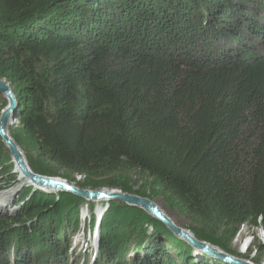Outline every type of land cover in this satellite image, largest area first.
Masks as SVG:
<instances>
[{
    "label": "trees",
    "instance_id": "1",
    "mask_svg": "<svg viewBox=\"0 0 264 264\" xmlns=\"http://www.w3.org/2000/svg\"><path fill=\"white\" fill-rule=\"evenodd\" d=\"M0 78L34 172L161 195L229 252L242 224L264 229V0H0ZM61 195L0 215V264H229L118 200L96 223L85 201L98 248L77 252L84 201Z\"/></svg>",
    "mask_w": 264,
    "mask_h": 264
},
{
    "label": "water",
    "instance_id": "2",
    "mask_svg": "<svg viewBox=\"0 0 264 264\" xmlns=\"http://www.w3.org/2000/svg\"><path fill=\"white\" fill-rule=\"evenodd\" d=\"M0 94L6 100V105L0 111V140L8 149L11 158L15 162V165L19 168L21 173L29 179L30 184L34 188L45 191L51 190L72 193L75 196L92 202L117 199L129 206L141 208L147 214L158 219L176 237L190 244L195 254H206L229 264H255L251 260L239 258L218 248L215 245L198 239L185 228L176 225L154 202L146 197L123 192L118 189H105L97 191L82 189L69 184L67 181L61 178L46 176L34 172L28 165L22 150L18 147L10 135V127L14 121V114L15 110L17 109L18 102L12 91V88L4 78H0ZM6 215L9 216L10 214Z\"/></svg>",
    "mask_w": 264,
    "mask_h": 264
},
{
    "label": "rangeland",
    "instance_id": "3",
    "mask_svg": "<svg viewBox=\"0 0 264 264\" xmlns=\"http://www.w3.org/2000/svg\"><path fill=\"white\" fill-rule=\"evenodd\" d=\"M4 1H9V2L13 3V0H1L2 3ZM10 135H11V132H10ZM11 137H12V135H11ZM6 150L8 152V156L4 159V161L2 162V165L0 166V192H3L4 190H7V189L11 190L14 187H16L17 185L21 186V187L11 196V198L13 197V199L10 202V205H16L15 208L12 209L11 211H7V209H5L3 212H0V215H6V214L12 215V214H14L17 210H19V208L23 205V203H25V201H27V199L30 198V195L32 196V195L37 194V193H44L47 195H52L55 197V202H57L58 199L62 197L61 193H63V192L45 191V190H41L38 188H34L30 183L23 184V182L21 180H19L17 172L13 170L14 165H12L10 163V160H11L10 153H9L7 148H6ZM22 152H23V150H22ZM23 154H24V152H23ZM24 156H25V154H24ZM25 158H26V156H25ZM42 175H44V174H42ZM56 177L61 178L65 181H67L69 184H72V185H74L78 188H82V189H88V190H94V191H97L100 189H106V190L118 189V188H114V187L113 188L106 187L103 185L97 186V187H92L94 185L102 183L103 178H93V179L87 180L84 176H74V178L71 181H69L66 178H64L63 175H58ZM133 179L134 180L138 179L139 185L143 184V180H141L140 178H133ZM84 183L86 184V186L87 185H89V186L81 187V185H84ZM118 190H120V189H118ZM148 191H150V190H148ZM68 194H72V193H68ZM153 196H154L153 198H149V197H146V198H148L152 202H154L163 211V213L166 214L176 225H178L182 228H185L191 234L195 235L188 228L189 221L184 216L177 215L174 211L169 209L166 206L165 200L161 195L154 194ZM82 200L84 201V204L80 205V207L78 208V211H80L81 215L83 216L82 219H85V221L82 220L81 227L78 231L79 233L77 232L76 236H73L76 239V240L74 239L73 243L76 246L77 252L79 251V249L82 248L84 250L87 247H89L92 250V252H94L98 248V241H99L98 230L95 232L94 229L98 226L95 225L93 228V231L91 233H89V231H87L89 215L91 213L90 212L91 209L89 207V203L87 205H85V203L86 202H92V201H88L85 199H82ZM114 200H117V199H114ZM99 202L95 201V202H93L95 204L91 205L92 209L94 210L93 214H94L95 223H96V220L98 219V217L100 218L105 211V209H104L105 206L104 207L100 206L101 203H99ZM135 208H138V207H135ZM138 209H141V208H138ZM98 210H99V212H98ZM141 210H143V209H141ZM147 215L152 217V215H149V214H147ZM90 227H91V224H90ZM257 242H261V243L264 242V229L260 225L254 227V226H249L247 224H243L240 226L239 231L236 234V236L228 244V247L231 249L230 251L232 253L229 251H226V250H224V251H226V252H228L234 256H237L239 258L251 260L252 262H254L252 260V258L255 255V245L257 244ZM208 243H210V242H208ZM246 243H247V246L245 245ZM210 244H212V243H210ZM212 245H214V244H212ZM218 248H220V247H218ZM220 249H222V248H220ZM192 253L194 256L199 257L198 259H200L201 255H205V254H195L194 251ZM89 263H91V261ZM263 263H264V256L262 257L260 262L255 263V264H263Z\"/></svg>",
    "mask_w": 264,
    "mask_h": 264
},
{
    "label": "bare ground",
    "instance_id": "4",
    "mask_svg": "<svg viewBox=\"0 0 264 264\" xmlns=\"http://www.w3.org/2000/svg\"><path fill=\"white\" fill-rule=\"evenodd\" d=\"M11 161H12V163H13V165H14V171H16L17 172V174H18V178H19V180H21L22 182H23V184H28V183H30V181H29V179L27 178V177H25L22 173H21V171L19 170V168L15 165V162H14V160L11 158ZM21 186H16V187H14L13 189H11V190H8L7 192H5L4 193V195H1L0 197V212H3L5 209H7V207H8V205H10V201H11V196L20 188ZM36 187V186H35ZM100 190H105V189H100ZM48 191H51V190H48ZM7 194V195H6ZM7 202H9L8 203V205H7ZM11 206V205H10ZM7 211H11V210H8L7 209ZM98 212H99V210H98ZM243 225V224H242ZM246 246H247V243L245 244ZM264 264V263H263Z\"/></svg>",
    "mask_w": 264,
    "mask_h": 264
},
{
    "label": "built area",
    "instance_id": "5",
    "mask_svg": "<svg viewBox=\"0 0 264 264\" xmlns=\"http://www.w3.org/2000/svg\"><path fill=\"white\" fill-rule=\"evenodd\" d=\"M14 123H16L15 119H14V121H13L12 124H14ZM3 190H4V189H3ZM7 191H8V189H7V190H4L3 192H0V196H1V195H4V193L7 192ZM6 195H7V194H6ZM0 198H1V197H0ZM12 199H13V197L11 198V201H12ZM11 201H10V202H11ZM8 203H9V202H7V205H8ZM15 206H16V205H11V206L8 205L7 209H8V210H12V209L15 208Z\"/></svg>",
    "mask_w": 264,
    "mask_h": 264
}]
</instances>
